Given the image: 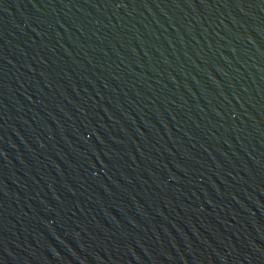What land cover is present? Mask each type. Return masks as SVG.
Instances as JSON below:
<instances>
[{"label":"water","instance_id":"obj_1","mask_svg":"<svg viewBox=\"0 0 264 264\" xmlns=\"http://www.w3.org/2000/svg\"><path fill=\"white\" fill-rule=\"evenodd\" d=\"M0 264H264V0H0Z\"/></svg>","mask_w":264,"mask_h":264}]
</instances>
